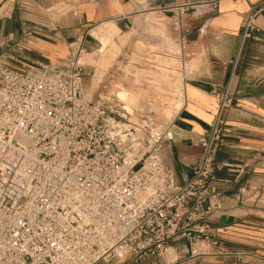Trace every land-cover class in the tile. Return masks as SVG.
<instances>
[{
	"label": "built area",
	"instance_id": "1",
	"mask_svg": "<svg viewBox=\"0 0 264 264\" xmlns=\"http://www.w3.org/2000/svg\"><path fill=\"white\" fill-rule=\"evenodd\" d=\"M188 8L173 7V21ZM257 13L243 21V40ZM22 44L0 42V264H123L177 242L190 259L242 260L212 225L223 214L213 183L235 105L227 92L212 86L217 109L180 182L160 156L170 126L132 121L123 106L96 100L76 58L80 45L65 62L17 69Z\"/></svg>",
	"mask_w": 264,
	"mask_h": 264
},
{
	"label": "crops",
	"instance_id": "2",
	"mask_svg": "<svg viewBox=\"0 0 264 264\" xmlns=\"http://www.w3.org/2000/svg\"><path fill=\"white\" fill-rule=\"evenodd\" d=\"M184 5L189 8L175 31L186 39L195 66L184 73L183 99L160 156L178 181L190 178L189 166L200 157L194 141L217 109L212 86L230 95L235 105L225 115V145L217 154L225 167L213 183L223 214L212 225L230 250L244 255L190 259L186 245L177 242L159 257L123 264H264V216L256 214L264 213V0H0V42L23 38L24 49L11 63L17 69L34 61L62 63L73 55L71 44L91 51L97 42L91 31L101 24L123 31L148 12L173 20L172 8ZM256 12L254 29L243 40L242 23Z\"/></svg>",
	"mask_w": 264,
	"mask_h": 264
},
{
	"label": "rangeland",
	"instance_id": "3",
	"mask_svg": "<svg viewBox=\"0 0 264 264\" xmlns=\"http://www.w3.org/2000/svg\"><path fill=\"white\" fill-rule=\"evenodd\" d=\"M58 11L62 12L61 9ZM145 18L161 25L146 21L147 25ZM175 23L155 13L143 14L126 30L114 31L110 38H102L105 54L101 51L97 55L98 51H94L100 49L102 42L95 37V47L76 56L78 62L84 53L94 51L93 57L98 56L100 75L92 89L91 79L96 67L91 63L81 64L86 89L96 100L101 98L116 110L123 106L125 116L132 121L151 120L156 127H169L183 99L184 73L195 66L194 61L189 62L192 53L187 50L186 39L175 31ZM107 26L115 27L112 23H104L93 29L91 35L94 30ZM256 214L264 216L259 211Z\"/></svg>",
	"mask_w": 264,
	"mask_h": 264
},
{
	"label": "bare ground",
	"instance_id": "4",
	"mask_svg": "<svg viewBox=\"0 0 264 264\" xmlns=\"http://www.w3.org/2000/svg\"><path fill=\"white\" fill-rule=\"evenodd\" d=\"M144 20H145L144 22H146V21L147 22H150L149 24L154 23L157 26L158 25H161V24L156 23L155 20H150V19H147V18H145ZM147 22H146V24L148 25ZM114 31H116L117 33L120 32L119 29L116 27V25H115V27L107 26V27L103 28L102 30L101 29L100 30H97V31L94 30L93 33H92V36L94 38L95 37L96 38H99V41H100V39L104 38V36H106V38H110L112 36V34L114 33ZM100 45H101V48L98 50V54L97 55H99V52H101V51H102V54H105V52H104L105 51V48H104V46H105L104 39H102V42L100 43ZM93 55H95V52L94 51L92 53H84L83 57H81L79 59V61L81 62V63L79 62L80 64H89V63H91V64H93L96 67L95 72L93 74V77L91 79V88L90 89H92V88L95 87V85L98 82L97 81L98 80V77L100 75V71L98 70V65H99V61L97 60L98 59V56H94L93 57ZM161 66H163V65H161ZM161 74L164 75L163 71L161 72Z\"/></svg>",
	"mask_w": 264,
	"mask_h": 264
},
{
	"label": "water",
	"instance_id": "5",
	"mask_svg": "<svg viewBox=\"0 0 264 264\" xmlns=\"http://www.w3.org/2000/svg\"><path fill=\"white\" fill-rule=\"evenodd\" d=\"M170 139V136H169V134L167 135V140H169ZM226 219V217L225 216H222L221 217V221H224Z\"/></svg>",
	"mask_w": 264,
	"mask_h": 264
}]
</instances>
